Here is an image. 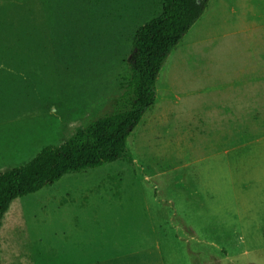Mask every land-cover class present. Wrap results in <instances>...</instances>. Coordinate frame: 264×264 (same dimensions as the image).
<instances>
[{
  "label": "rangeland",
  "instance_id": "rangeland-1",
  "mask_svg": "<svg viewBox=\"0 0 264 264\" xmlns=\"http://www.w3.org/2000/svg\"><path fill=\"white\" fill-rule=\"evenodd\" d=\"M162 4L0 0V173L111 111L134 34ZM202 38L165 59L164 102L129 134L130 160L12 201L0 264H264V125L229 143L197 92L242 55L216 43L264 31Z\"/></svg>",
  "mask_w": 264,
  "mask_h": 264
},
{
  "label": "trees",
  "instance_id": "trees-1",
  "mask_svg": "<svg viewBox=\"0 0 264 264\" xmlns=\"http://www.w3.org/2000/svg\"><path fill=\"white\" fill-rule=\"evenodd\" d=\"M162 2L161 13L134 34L125 72L117 82L120 95L111 101V111L86 122L59 146L43 148L25 165L0 173V225L15 199L52 185L67 174L130 160L127 138L154 104L161 66L200 18L208 0Z\"/></svg>",
  "mask_w": 264,
  "mask_h": 264
},
{
  "label": "crops",
  "instance_id": "crops-1",
  "mask_svg": "<svg viewBox=\"0 0 264 264\" xmlns=\"http://www.w3.org/2000/svg\"><path fill=\"white\" fill-rule=\"evenodd\" d=\"M258 15H264V0H208L200 18L177 46L185 50L192 45L204 43L199 42L204 36L208 40H219L220 37L223 39L238 33L249 35L254 31H264V23L250 18ZM216 44L224 48L240 49L242 55L228 59V65H231L219 69L220 73L211 74L207 78L210 87L197 92L210 95V117L218 122L221 128L226 129V134H229L228 141L232 143L233 139L238 140L240 134H244V130L249 135L250 129L264 125V41ZM176 49L174 50L177 51ZM177 56L173 57V60ZM213 70L216 68L213 67ZM159 73L155 81L154 104L143 113L137 126L143 122L147 127L154 118L152 108L164 102L165 78L162 79ZM160 79L162 88L158 87ZM159 100L161 102L158 103ZM157 109L159 110L158 106Z\"/></svg>",
  "mask_w": 264,
  "mask_h": 264
},
{
  "label": "bare ground",
  "instance_id": "bare-ground-1",
  "mask_svg": "<svg viewBox=\"0 0 264 264\" xmlns=\"http://www.w3.org/2000/svg\"><path fill=\"white\" fill-rule=\"evenodd\" d=\"M0 260H1V257H0Z\"/></svg>",
  "mask_w": 264,
  "mask_h": 264
}]
</instances>
